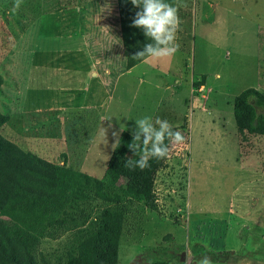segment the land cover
Returning <instances> with one entry per match:
<instances>
[{
    "label": "rangeland",
    "instance_id": "1",
    "mask_svg": "<svg viewBox=\"0 0 264 264\" xmlns=\"http://www.w3.org/2000/svg\"><path fill=\"white\" fill-rule=\"evenodd\" d=\"M166 2L178 7V53L138 67L114 87L113 72L122 67L117 0H23L15 12L14 0H0V108L11 115L0 133L54 163L69 153L72 168L102 179L114 132L132 136L137 119H165L185 139L171 147L156 177V207L127 204L118 264H185L188 250L215 264H264V136L243 139L234 117L238 95L250 88L264 94V0ZM76 48L102 58L114 52L111 80L98 98L108 105V123L86 117L81 97L56 91L81 82L72 74L84 64ZM146 74L152 86L141 82ZM203 76L205 85L195 87ZM59 118L63 126L53 127ZM58 129L86 140L71 151L41 136ZM99 206L91 203L85 226L92 227ZM71 238L43 241L39 257L66 264Z\"/></svg>",
    "mask_w": 264,
    "mask_h": 264
},
{
    "label": "trees",
    "instance_id": "2",
    "mask_svg": "<svg viewBox=\"0 0 264 264\" xmlns=\"http://www.w3.org/2000/svg\"><path fill=\"white\" fill-rule=\"evenodd\" d=\"M117 5L126 69L131 70L144 62L132 57L150 41L142 29L130 26L136 14L131 0H117ZM206 80L203 76L194 86L201 88ZM3 82L0 75V87ZM259 108L264 109V94L257 89L235 98L234 117L243 139L247 134L264 136V112ZM10 120L0 108V129ZM132 142L123 132L99 179L72 168L65 154L63 164L50 162L0 133V264H53L39 257V248L43 241L67 234L72 238L66 264H118L127 204L156 207V177L168 159L152 158L144 170L127 168L126 158H136L128 147ZM93 202L100 206L90 228L81 219Z\"/></svg>",
    "mask_w": 264,
    "mask_h": 264
},
{
    "label": "clouds",
    "instance_id": "3",
    "mask_svg": "<svg viewBox=\"0 0 264 264\" xmlns=\"http://www.w3.org/2000/svg\"><path fill=\"white\" fill-rule=\"evenodd\" d=\"M23 3V0H14L10 11L15 12ZM131 3L139 9L136 12L131 27L142 29L144 35L150 41L143 49L132 57L134 60L162 62L173 58L179 51L178 32L181 20L178 7L166 0H131ZM136 129L132 132L133 142L128 145L136 158H126L125 167L144 170L150 167L152 158L165 159L169 157L173 145L184 142L181 132L175 131L173 126L165 119L144 116L137 119ZM121 131L124 128L121 126ZM102 134L106 138L107 130L103 127ZM119 133L114 132L115 150L120 145ZM138 157V159H137ZM185 264H215L211 257L204 255L199 259L193 257L190 250L186 251Z\"/></svg>",
    "mask_w": 264,
    "mask_h": 264
},
{
    "label": "crops",
    "instance_id": "4",
    "mask_svg": "<svg viewBox=\"0 0 264 264\" xmlns=\"http://www.w3.org/2000/svg\"><path fill=\"white\" fill-rule=\"evenodd\" d=\"M135 10H136V12H138L142 9L135 7ZM118 32H119V41L121 44V48H120L119 53H117V54L121 58L122 67H119V69H116V71L113 72V74L115 76V77H113L114 78L113 79V86L114 87L116 86V84H118V82L122 81V79L124 78V76L126 74H128V75L133 74V72L138 67L145 65V64H148L150 62V61H147V62L144 61L141 64L137 65L136 67L132 68L131 70H127L126 69V53H125L124 48L122 46L120 27H119ZM75 50L78 52L75 55V58H77L79 63H84V64L81 66H76V69L72 72V74H74L77 78H79V77L82 78V79H80L81 82H78L80 84L76 87H73L72 85H66L69 88L63 87L64 85L62 87L57 86L56 91H59V89H67L68 92H70V94L72 95V97L75 96L76 99H77V96L81 97V99L83 100V104H82V106H80V108H81V110L88 113V115L86 117L90 116L92 118H96L95 120L97 121L98 124L99 123L104 124V122H107V120L110 119L109 109H108V105L104 102H101L98 98H99V92L102 91L105 87H107L108 83L111 80L112 69H114V67L111 66V64H114V61H115V56L113 55L114 52H112V53L107 52L106 54H102V55H104L102 58V56L101 57H99V56L95 57L89 51V49L85 50L84 48H76ZM100 58H101V60H100ZM117 65L120 66L119 64H117ZM117 65H116V67L118 68ZM61 67H63V66L62 65L59 66V69H62ZM152 70L154 71V73H156L157 67L155 66L154 69H151V71ZM148 75L149 74H146L145 78L143 77L144 80H142L141 82L143 84H148V85L152 86L150 81L146 80L147 77L151 78L152 75H149V76ZM76 77L73 76L71 78H76ZM94 82H98V87L92 89V84ZM106 94H108V93H106ZM85 104H86V106H85ZM59 109H61L63 111L60 114L64 113V111L67 110L66 107L64 106V104ZM117 118H119V115H117ZM156 118H153V120H155ZM53 120L50 123V124L54 125L53 127L57 126L60 128L61 126H63V122L60 118H59V123H57L56 120H54V121ZM41 123L45 124L46 121L42 120ZM29 132H31V131L29 130ZM48 134L49 133L45 132V134L42 133L41 136L43 138L46 136V137H48V140H51L54 142L55 141L56 142H62L63 141L67 146L66 150L68 149L71 151L73 148L76 147L74 145H76V143L78 141H85L86 140V138L82 137L83 134H80V133L77 134V131L67 132V131H63L62 129H58L57 134H54V137H50V134H49V136H47ZM43 135H45V136H43ZM36 154L38 156H40L41 158H44L50 162H53V161L47 159L44 152L42 153V151L40 153H36ZM66 154H67L66 157L68 158V161L70 163V161H71L70 155H69V153H66ZM56 163H58V162H56ZM61 164H63V162H61Z\"/></svg>",
    "mask_w": 264,
    "mask_h": 264
},
{
    "label": "water",
    "instance_id": "5",
    "mask_svg": "<svg viewBox=\"0 0 264 264\" xmlns=\"http://www.w3.org/2000/svg\"><path fill=\"white\" fill-rule=\"evenodd\" d=\"M184 258H185V254H183V256H182V260H184Z\"/></svg>",
    "mask_w": 264,
    "mask_h": 264
}]
</instances>
